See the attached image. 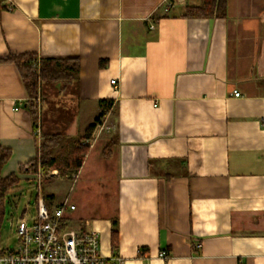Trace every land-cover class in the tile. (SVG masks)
I'll return each instance as SVG.
<instances>
[{
    "label": "crops",
    "instance_id": "obj_1",
    "mask_svg": "<svg viewBox=\"0 0 264 264\" xmlns=\"http://www.w3.org/2000/svg\"><path fill=\"white\" fill-rule=\"evenodd\" d=\"M199 4L0 0V57L80 62L65 90L42 82L32 110L17 66L0 61V149L10 151L0 177L32 182L18 168L42 134L81 140L99 101H111L110 130L76 178L44 181L72 180L66 195L42 190L50 208L75 205L69 224L99 231L102 264H264V0H227L224 17L184 15ZM94 196L109 212L91 218Z\"/></svg>",
    "mask_w": 264,
    "mask_h": 264
},
{
    "label": "trees",
    "instance_id": "obj_2",
    "mask_svg": "<svg viewBox=\"0 0 264 264\" xmlns=\"http://www.w3.org/2000/svg\"><path fill=\"white\" fill-rule=\"evenodd\" d=\"M227 0H200L197 6H186L184 15L194 17H224L226 15ZM3 63H14L21 75V79L30 97L28 105L35 109V98L39 85L42 82L60 83V90H65L79 74L80 62L77 57L67 58H38L33 52L21 54L9 53L0 57ZM101 110L86 127L82 138L90 137L95 126L101 122V118L109 110L111 101H99ZM79 138L64 140L60 133L42 134L37 156L20 165L19 173L34 174L38 170L48 171L55 169L61 178H69L72 173L78 172L84 161L88 147L79 143ZM59 150L57 153H55ZM10 154L8 149H0V164L6 162ZM20 178L11 173L0 177V229L5 214V200L12 188L19 185ZM44 181V180H43ZM32 183V182H31ZM46 200V197H45ZM117 239V223L113 221L111 230V244L115 246Z\"/></svg>",
    "mask_w": 264,
    "mask_h": 264
},
{
    "label": "built area",
    "instance_id": "obj_3",
    "mask_svg": "<svg viewBox=\"0 0 264 264\" xmlns=\"http://www.w3.org/2000/svg\"><path fill=\"white\" fill-rule=\"evenodd\" d=\"M234 95L238 96L239 92L234 90ZM105 130H110V126L102 117L90 137L82 138L79 143L91 147L94 139ZM57 174V170L51 169L38 170L33 175L32 184L37 188L36 213L29 220L22 217L16 221L17 243L14 248L0 250V264H102L105 261L99 231L87 221L69 224L67 213L75 209L74 204L68 199L53 208L46 204L42 194L43 179ZM76 176L77 172L71 174L72 179ZM194 246L198 249L200 244ZM160 255H164L163 252ZM115 264H123V260L116 257Z\"/></svg>",
    "mask_w": 264,
    "mask_h": 264
},
{
    "label": "rangeland",
    "instance_id": "obj_4",
    "mask_svg": "<svg viewBox=\"0 0 264 264\" xmlns=\"http://www.w3.org/2000/svg\"><path fill=\"white\" fill-rule=\"evenodd\" d=\"M256 9L261 10L262 9L261 4H256ZM97 147L99 148V146ZM45 179H48V177L47 178L45 177L43 180L45 181ZM44 181L42 183L43 186L42 190L44 192H47L48 189L53 184L55 185L54 191L57 192L56 195H63V196L66 195L65 193L66 189L69 188L73 182L72 180H67L63 182L53 180L50 182V184L49 182L45 184ZM57 186L58 188L56 189ZM36 194H37V188L31 182H28L27 180L24 179H21L19 185L12 188L11 191L8 193L5 200V214L3 216L1 229H0L1 247H9V248L15 247L17 243V238L15 235L16 221L22 217L26 218V220H29L30 217L35 215ZM101 195L104 197L105 194H101ZM106 200H107L106 198H98L97 196H94L93 198H90L88 200V206L91 207L94 211L92 212V214H90L91 218L96 217V215L106 214L109 212V207L107 205Z\"/></svg>",
    "mask_w": 264,
    "mask_h": 264
}]
</instances>
